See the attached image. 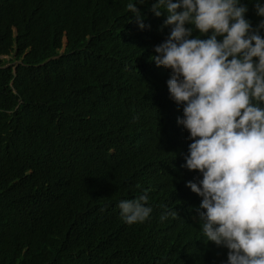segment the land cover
<instances>
[{
	"label": "trees",
	"instance_id": "obj_1",
	"mask_svg": "<svg viewBox=\"0 0 264 264\" xmlns=\"http://www.w3.org/2000/svg\"><path fill=\"white\" fill-rule=\"evenodd\" d=\"M130 2L0 0V264H227L186 187L202 176L182 167L171 70L151 60L172 26L146 0L141 29ZM145 191L149 217L125 223L119 202Z\"/></svg>",
	"mask_w": 264,
	"mask_h": 264
},
{
	"label": "clouds",
	"instance_id": "obj_2",
	"mask_svg": "<svg viewBox=\"0 0 264 264\" xmlns=\"http://www.w3.org/2000/svg\"><path fill=\"white\" fill-rule=\"evenodd\" d=\"M137 4L127 9L143 29ZM254 8L264 17L259 0ZM150 10L165 12L164 25L172 26L151 60L171 70L170 98L183 106L177 123L191 143L182 167L202 176L186 183L202 198V233L228 250L227 264H264V21L253 28L240 0H154ZM147 200L146 191L121 200L124 222H144L152 212Z\"/></svg>",
	"mask_w": 264,
	"mask_h": 264
}]
</instances>
